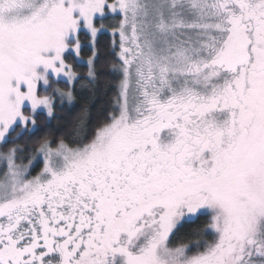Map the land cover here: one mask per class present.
Here are the masks:
<instances>
[{"label": "snow or ice", "instance_id": "snow-or-ice-1", "mask_svg": "<svg viewBox=\"0 0 264 264\" xmlns=\"http://www.w3.org/2000/svg\"><path fill=\"white\" fill-rule=\"evenodd\" d=\"M0 264H264V0H0Z\"/></svg>", "mask_w": 264, "mask_h": 264}, {"label": "trees", "instance_id": "trees-1", "mask_svg": "<svg viewBox=\"0 0 264 264\" xmlns=\"http://www.w3.org/2000/svg\"><path fill=\"white\" fill-rule=\"evenodd\" d=\"M81 72L86 71V69L82 68L80 69ZM62 116L64 117V119H62L61 121H53L52 122V130L53 133L55 134L56 132H64L65 130L70 128V124L71 122L74 120L76 113L75 111L69 112V111H65L64 113H62ZM189 232L188 228H184L182 229L175 237V243H180L182 240L185 239V237L187 236Z\"/></svg>", "mask_w": 264, "mask_h": 264}]
</instances>
